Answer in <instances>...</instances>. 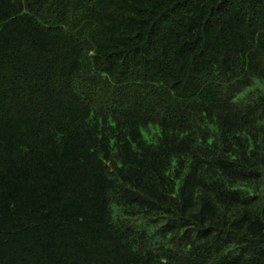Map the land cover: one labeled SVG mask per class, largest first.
Wrapping results in <instances>:
<instances>
[{
  "label": "trees",
  "instance_id": "obj_1",
  "mask_svg": "<svg viewBox=\"0 0 264 264\" xmlns=\"http://www.w3.org/2000/svg\"><path fill=\"white\" fill-rule=\"evenodd\" d=\"M0 264H264V0H0Z\"/></svg>",
  "mask_w": 264,
  "mask_h": 264
}]
</instances>
